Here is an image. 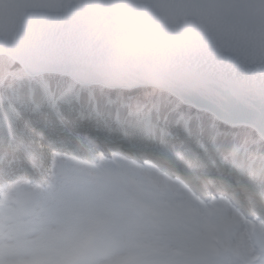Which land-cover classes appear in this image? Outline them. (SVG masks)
<instances>
[{"label": "clouds", "instance_id": "9594fccd", "mask_svg": "<svg viewBox=\"0 0 264 264\" xmlns=\"http://www.w3.org/2000/svg\"><path fill=\"white\" fill-rule=\"evenodd\" d=\"M0 264H264V0H0Z\"/></svg>", "mask_w": 264, "mask_h": 264}, {"label": "bare ground", "instance_id": "6f19581e", "mask_svg": "<svg viewBox=\"0 0 264 264\" xmlns=\"http://www.w3.org/2000/svg\"><path fill=\"white\" fill-rule=\"evenodd\" d=\"M101 102H103L102 99L100 100V104H101ZM86 103H87V101H86ZM102 104H104V103H102ZM100 106H101V105H100ZM93 115H94V114H93ZM108 121H109V120H108ZM205 121H207V118H205ZM98 126H99V127H95V128H97V129H101V130H103L102 126H103V127H106V128H110L111 131H109V133H112V134L117 135V131H114L115 126L112 125V124H109V123H101V124H98ZM103 132H105V131H102V133H103ZM102 133H101V135H102ZM100 137H101V136H100Z\"/></svg>", "mask_w": 264, "mask_h": 264}, {"label": "water", "instance_id": "95a60500", "mask_svg": "<svg viewBox=\"0 0 264 264\" xmlns=\"http://www.w3.org/2000/svg\"><path fill=\"white\" fill-rule=\"evenodd\" d=\"M226 115V118H228V117H233V116H231V115H228V114H225Z\"/></svg>", "mask_w": 264, "mask_h": 264}]
</instances>
